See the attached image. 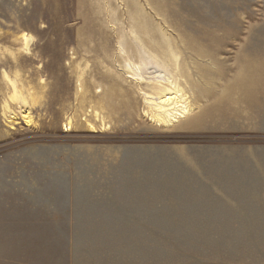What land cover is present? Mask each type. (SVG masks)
<instances>
[{"label": "rangeland", "instance_id": "rangeland-1", "mask_svg": "<svg viewBox=\"0 0 264 264\" xmlns=\"http://www.w3.org/2000/svg\"><path fill=\"white\" fill-rule=\"evenodd\" d=\"M0 264H264V0H0Z\"/></svg>", "mask_w": 264, "mask_h": 264}, {"label": "bare ground", "instance_id": "bare-ground-1", "mask_svg": "<svg viewBox=\"0 0 264 264\" xmlns=\"http://www.w3.org/2000/svg\"><path fill=\"white\" fill-rule=\"evenodd\" d=\"M21 38L25 43V47H28L32 38L27 34H22ZM119 48V51L125 54L124 47L119 45ZM140 57L144 58L143 56ZM151 61L152 60L145 58L142 59L139 65L135 66L127 59L126 70L128 69L130 72L126 74H128V78L134 83L141 85L142 82H146V84H148L146 86L151 87L148 90L153 92L141 93L144 104L147 106L148 112L150 113L151 120L160 126H173L189 115L191 107L187 104L186 96L181 89L173 85L172 81H170L171 76L167 71L168 69L163 68L158 63H155V61ZM149 69L157 70H151V73H147L149 77L146 78L144 74H146ZM156 73L157 76H154ZM153 84H156L154 86L160 89L151 90ZM10 99L19 100L21 104L25 105V98L16 90L13 91ZM21 116L26 126L32 123V118L27 110L22 111ZM68 125H70V123H68Z\"/></svg>", "mask_w": 264, "mask_h": 264}]
</instances>
